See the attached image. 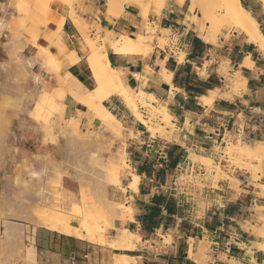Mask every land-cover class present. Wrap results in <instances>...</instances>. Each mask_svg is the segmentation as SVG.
<instances>
[{
  "label": "crops",
  "instance_id": "crops-1",
  "mask_svg": "<svg viewBox=\"0 0 264 264\" xmlns=\"http://www.w3.org/2000/svg\"><path fill=\"white\" fill-rule=\"evenodd\" d=\"M240 3L264 35L263 5L257 0ZM104 4L105 0H77L74 6L77 17L94 28L92 36L96 30L102 40L144 33L136 8L125 7L115 19L105 16ZM188 7L186 0L181 6L166 0L158 14L149 15L148 24L155 28L157 38L160 33H170L168 46L161 48L155 40L152 50L144 42L143 55L123 54L121 48L107 51L110 67L120 72L123 86L129 92L147 94L152 106L165 108L171 116L170 125L161 123L162 129L151 135L121 96L111 93L102 101L103 108L120 123L118 135L105 132L107 156L124 162L120 184L108 185L105 196L132 211L113 222L105 234L106 244L46 228L30 231L28 246L33 247L35 264H113L114 257L121 255L132 259L131 264H197L201 251L205 264H264V251L259 249L264 245V193L260 188L264 185V162L262 173L254 179L249 172L229 168L221 160V151L240 140L264 146V55L235 30L213 44L203 42L194 31L199 24H184ZM58 15H63L62 11ZM65 16L62 29L79 57L76 65L65 70L70 76L67 83L86 95L96 89L88 69L91 54L81 41L79 32L83 36V30L73 16ZM49 28L55 30L51 24ZM38 43L44 46L42 39ZM36 51L28 47L23 53ZM247 57L251 68L243 66ZM162 70L171 80L164 79ZM235 73L242 79L238 89L227 81V76ZM231 88L238 94H231ZM138 110L148 120L147 109L138 104ZM91 114L66 94L63 116L76 121L82 134L101 128ZM156 121H151L153 127ZM191 156L212 160L224 177L215 183L204 181V169L193 164ZM192 167L202 177V188L180 181ZM123 229L139 238L131 251L121 252L108 245L117 230Z\"/></svg>",
  "mask_w": 264,
  "mask_h": 264
},
{
  "label": "rangeland",
  "instance_id": "rangeland-1",
  "mask_svg": "<svg viewBox=\"0 0 264 264\" xmlns=\"http://www.w3.org/2000/svg\"><path fill=\"white\" fill-rule=\"evenodd\" d=\"M121 1L125 0L113 1L112 9L117 8L112 12H105L107 18L117 19L124 12L119 10ZM165 1L147 0L146 4L138 8L144 32L140 35L145 36L143 41H147L151 50L155 46V40L161 48L170 43L168 31L160 33L161 37L157 38L155 28L152 29L148 24L149 15L158 14ZM186 1L189 5L190 1ZM202 1L204 10L193 24L188 25L184 21L187 27L199 24L194 30L203 28L211 31L215 42L219 37L235 30L226 24H222L219 31L214 30L215 26L212 28L210 24L211 16L221 18L224 15L222 4L219 0ZM75 5L77 0H6L0 3V264H35L34 259L27 257L30 248L29 234L35 229L46 228L40 225V221L49 220L47 211L67 214L71 224L81 223L84 217L86 219L90 215L91 220L100 225L103 235L114 226L115 220L124 219L130 213L125 208L116 209L117 203L107 200L105 196L106 187L112 186L110 177L113 168L119 173L121 166H124V162L112 161L107 156L109 146L105 143V132L113 134L114 116L102 104L98 111L99 118L88 110L101 124L99 131L90 135L82 134L76 121L67 120L63 116L66 94L79 104L80 94L70 89L67 83L70 76L65 73V57L58 51L60 31L56 27L57 22L61 18L66 19L65 15L69 14L70 19L73 16L76 20L74 22L85 33L82 36L79 32L81 41L85 42L88 49L90 45L99 48L107 41L99 37L98 30L92 36L94 28L77 17ZM59 11L63 15H58ZM50 24L55 30L49 28ZM213 31H217L215 35H212ZM40 39L44 41V46L39 45ZM108 40L114 42L118 39L113 37ZM28 47L36 49V53H23ZM90 54L88 64L107 61L104 53L96 55L98 58L92 52ZM91 75L95 84L97 83L96 88L99 79L106 83L105 89L109 95L115 93L122 98L124 93L129 95L132 103L125 102L132 113L135 108L141 115L138 104L147 109L146 104H150L152 100L143 92L142 97L135 99V95L126 88L120 90L113 85V79L105 76L103 70ZM162 75L164 79L170 76L165 71ZM233 78L234 76H227V81L232 84ZM238 82L233 84L236 85L235 89L240 87ZM106 90L98 92L105 96ZM231 94L237 95L238 91L231 88ZM147 115L148 120L142 115L141 119L148 123L151 135H155L161 130L162 122L156 117L150 119L148 112ZM154 120L157 121L153 127L151 121ZM243 142L245 141L240 140L237 144H228L221 151V160L229 168L249 172L256 179L257 173L263 171L264 146H255V153L259 156V161H255L241 150ZM193 157L190 158L193 164L202 167L207 176L202 178L192 167L187 175L180 177L181 182L199 189L203 187L201 178L215 183L224 177L220 166L215 165L212 160L201 157L194 160ZM263 187L264 185L260 187L262 191ZM72 203L78 206V211H71ZM46 229L49 230L48 227ZM262 237L264 238V233ZM259 249L264 251V245L259 246ZM116 259L119 260V257H114L113 264L117 262ZM195 260L197 264H205L203 251L198 253ZM132 261L129 260L130 264Z\"/></svg>",
  "mask_w": 264,
  "mask_h": 264
},
{
  "label": "bare ground",
  "instance_id": "bare-ground-1",
  "mask_svg": "<svg viewBox=\"0 0 264 264\" xmlns=\"http://www.w3.org/2000/svg\"><path fill=\"white\" fill-rule=\"evenodd\" d=\"M113 1L114 0H106V3L104 4L105 7V12H112L114 11L113 9L117 7H113ZM185 0H177L175 3L179 6H181L184 3ZM189 7L188 12L185 16L184 21L188 24L191 25L195 20L201 15L202 9L204 10L203 2L202 0H189ZM220 3L222 4V10L224 12V15L221 18H217L216 16H211L210 24L212 28L215 26L214 30L219 31L220 27L223 25H227L234 28L236 32L244 35V37L251 42L252 45L256 46L260 52L264 55V35L260 32L259 26L257 21L253 18L250 12H248L240 3V0H219ZM260 2L263 7H264V0H257ZM147 0H125L121 1L119 3V10L124 11L125 7H134L137 9L140 8L142 5L146 4ZM118 10V9H117ZM65 19L61 18L57 22L56 27L60 31V40L58 42V51L60 52V55L65 57L66 61V68L76 65L79 62V58L77 56V52L74 49V46L72 45L71 41L65 34V32L62 29V25L64 24ZM217 27V28H216ZM219 29V30H218ZM163 31V30H161ZM160 31V32H161ZM197 37L202 40L203 42L207 44H213L215 43V36L211 37V31H206V29L200 28L198 30H194ZM217 31H213L212 35L216 34ZM164 32V31H163ZM144 37L142 36H137L135 39L127 37V36H120L118 40L116 41H110L107 40L103 45H100L99 48H96L94 45H90L89 51L92 52L94 57L98 58L96 55H99V53H104V58L107 55V51H116L118 48H121L123 54H139L143 55L144 53ZM106 51L104 52V50ZM103 58V61H104ZM98 60V59H97ZM100 60V58H99ZM243 66L247 68H251L252 62L249 57L245 58V61L243 63ZM88 69L90 70L91 74H96V72H99L100 70H103L105 73V76L109 77L108 79H113V85L117 86L120 88V90L123 91L125 87L123 86V81L120 75V72L117 70H114L110 67V64L107 61L105 62H100V61H95L91 64H88ZM126 71V70H125ZM165 70H162L163 73ZM138 75V74H136ZM106 77V78H107ZM98 78V77H97ZM124 79V78H123ZM170 79V76L165 77V80L168 82ZM240 75L239 73H235L232 84H237V82L240 80ZM94 80V79H93ZM171 80V79H170ZM242 80V79H241ZM243 82V81H242ZM231 83V82H230ZM244 83V82H243ZM97 85V83H96ZM171 86V85H170ZM106 83L101 81L100 79L98 80V87L95 89V91H92L91 93H88L86 95H80L79 102L82 106L86 107L90 112H93L94 115L99 118L98 111L100 109V106L102 104V99L106 96L109 95L107 92L108 90L105 89ZM111 87V86H110ZM106 90L107 94L100 95L98 90ZM130 90V89H129ZM133 93V92H131ZM135 95V99H138L139 97H142V92H138L137 94L133 93ZM123 100L124 102L128 101L129 103H132L131 99H129V95L123 94ZM127 99V100H126ZM203 100L207 102V98L203 97ZM125 102V103H126ZM170 102V101H169ZM127 104V103H126ZM147 105V111L149 114L150 119H154L155 117L159 119L160 122L165 123L166 125H170V119L171 116L169 113L166 111L165 108L163 107H154L151 104H146ZM136 107V106H135ZM133 108V107H132ZM134 117L140 121L143 126L147 128V130L150 132L151 128L149 127L148 123H146L144 120L141 119V115L138 113L137 110L132 109ZM102 119V118H100ZM114 135H118L120 131V123L116 120L114 117ZM165 125V126H166ZM162 129V128H161ZM259 147L258 144H251L247 142H243L241 145V150H243L248 156H250L251 159L255 161H259V156L258 154L255 153L256 147ZM110 166H113V164H110ZM112 168V167H111ZM117 168V167H116ZM114 171L111 174L110 177V183L112 186L118 185L119 182V173L118 171L113 168ZM112 171V169L110 170ZM110 176V175H109ZM58 184V183H57ZM61 190V189H60ZM263 193H264V187H263ZM80 200V199H79ZM53 205V204H52ZM77 205L75 203L70 204V209L71 211H78ZM84 207V206H83ZM56 208V207H54ZM125 208L129 210L130 212L132 211L130 207L128 206H122L120 203H117L116 209H121ZM52 211V210H51ZM47 214L49 216L48 219H42L40 221V225L44 227H48L50 231L52 232H57L66 236H71L79 240H85L90 243H95L97 242L99 244H106L105 240V235L102 234L100 225L96 224L94 220H91L90 215L88 220L83 219L81 223H74L71 224L70 220L67 218V214L63 215L60 213H51ZM84 211V210H83ZM58 212V211H57ZM66 212V211H65ZM73 214V213H72ZM88 216V215H87ZM92 217V216H91ZM90 219V220H89ZM116 240L111 241L108 243V245L113 248L122 251H131L134 249V241L139 242V238L132 233H130L128 230L123 229V230H117V235H116ZM101 246V245H100ZM104 246V245H102ZM107 246V245H106ZM27 257L32 260L34 259V250L33 247L31 246L28 249ZM119 260L115 262V264H130L129 260L130 258L121 255L118 256Z\"/></svg>",
  "mask_w": 264,
  "mask_h": 264
}]
</instances>
